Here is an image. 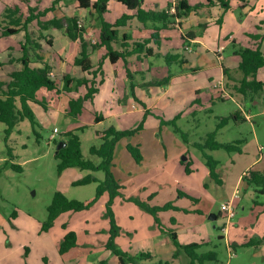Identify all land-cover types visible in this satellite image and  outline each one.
<instances>
[{
    "label": "rangeland",
    "instance_id": "374dc122",
    "mask_svg": "<svg viewBox=\"0 0 264 264\" xmlns=\"http://www.w3.org/2000/svg\"><path fill=\"white\" fill-rule=\"evenodd\" d=\"M5 2L8 3L7 0ZM65 3L66 10L74 11L73 1ZM76 18L83 28L85 17ZM203 32L204 29L200 31L201 34ZM201 78L205 76H192L189 83L193 87L198 86ZM154 82L156 80L148 82L147 87L156 86ZM199 89L197 102L191 107L187 104L177 107L180 112L184 111L176 121L179 131L172 125L160 127L159 121L150 116L146 118L141 132L116 145L111 172L122 187V196L112 206L121 228L115 243L144 241L153 232H159L153 217L129 199L144 201L150 206L172 203L175 209L158 215L161 227L178 233L180 243L193 239L196 243L204 241L200 252H215L217 257L215 262L205 264H264L263 256L254 254L263 252L264 247L255 251L246 245L252 238L264 236V194L257 192L258 187L249 185L246 180L239 184L250 170L249 165L254 171L264 172V92L252 96V101L246 99L240 104L251 120L238 123L231 120L217 132L216 141L220 143L243 141L240 153L223 150L208 152L218 162L217 174L222 183L217 184L208 175L206 161L194 144L202 143L216 129L218 118L237 110L238 103L231 98L216 99L220 94L213 89ZM40 92L48 94L46 90ZM96 109V106L94 110L84 109L81 116L74 119L63 112L58 115L44 114L41 107H36L38 126L31 125L28 120L19 122L7 142L13 158L11 164L21 167L20 172L6 163L9 160L3 141L6 126L0 122V264H64L67 254L71 256L69 252H84L99 259L106 250L109 228L105 211L106 195L88 210L65 212L58 216L48 231L41 230L47 218V207L56 191H61L68 199L85 202L94 197L97 184L73 186L72 182L89 174L99 180L104 179L101 171L78 168H68L59 175L56 170L58 161L54 157L56 143L64 140L65 132L73 130L80 139L83 158L94 164L100 162L97 156L89 152L92 146L101 144L96 129L106 127L93 125ZM153 112L156 113V110ZM173 117V114L165 113L163 120ZM131 118L126 121L128 124L119 123V129L135 128L142 115L135 114ZM54 129L58 132L53 135ZM52 135L54 140H50ZM128 144L139 146L142 155L140 163H136L128 153ZM260 146L261 151L258 150ZM259 155L260 158L257 157ZM186 161L193 170L191 174L185 172ZM245 178L249 179L250 176ZM235 191L239 196L234 204L235 215L227 222L221 206L229 201ZM212 215L217 218L211 219ZM206 225L212 235H208ZM193 226L202 227L200 235L192 236L184 229L190 231ZM223 227H227L226 232L221 231ZM182 229L184 231H180ZM68 232L76 234L77 247L66 255H59L58 247ZM220 234L227 241L220 240L217 237ZM157 236L166 242L171 240L165 233H158ZM174 252V259L169 261L189 264L183 250L176 249ZM230 253L233 254L230 256Z\"/></svg>",
    "mask_w": 264,
    "mask_h": 264
},
{
    "label": "crops",
    "instance_id": "0c3cea01",
    "mask_svg": "<svg viewBox=\"0 0 264 264\" xmlns=\"http://www.w3.org/2000/svg\"><path fill=\"white\" fill-rule=\"evenodd\" d=\"M7 1L8 3L5 0H0V21L7 6H19L24 16H26L28 14V7L43 10L51 6L53 2V0ZM179 1L177 0V4ZM184 1L187 5L196 7L186 17L178 20L173 19L167 24L158 22L143 24L136 18L134 10H129L117 1L108 0L107 12L103 15L105 21L113 23L124 16L128 17L122 25L115 28L117 30V39L112 43V48L118 52L131 51L135 44H144L147 41L145 43V50L149 49L151 51V55L149 56L145 52L130 53L124 60L119 59L115 63L109 61L104 47L91 48V46L99 43V20L97 16H93L88 10L78 8L74 1L72 3L74 11L66 10V3L60 2L54 12H49L46 16L42 17V21L50 20L55 16L60 18L65 14L67 17H85L82 36L86 44L89 45V59L92 64L91 71L95 75L92 72L89 74L83 73L79 67L74 65V59L78 56L81 49L80 42L78 40H70L63 28L40 30L35 22L28 26V31L32 34L33 39H37L41 46L40 56L51 67L52 78L58 84L59 89L62 88V77L64 75H68L74 80L84 78L88 81V86L91 85V81L95 82L94 87L97 89V93L93 96L92 100H86L83 103L81 113L74 117V119L81 116L84 109L90 108L94 110V106H96L97 111L93 116V125L97 128L99 126H106L102 129H96V132L99 133L110 126L120 130L119 123L128 124L126 121L132 119L131 117L135 114H141L143 119L146 110L150 113L146 118L151 116L160 121V119L163 120L165 113L173 114L174 117L177 114L182 115L184 111L180 112L177 107L181 104H187L188 107H191L197 102L196 94L200 91L199 87L206 88V91L209 89L218 91L213 85L215 82L222 80L227 89L228 98L233 99L236 104L238 103L237 110L232 111L229 115L236 114L238 118L247 121L242 115L241 102L246 99L252 101V96H258L264 91L242 97L233 90V87L241 78V73L237 69L240 58L235 54V50L238 46L254 48L257 41L250 38V35L264 36L262 25L264 22V0H245L243 7H239V0H231L229 9L227 10L218 6L214 0L210 2L207 0ZM172 2L173 0H142L141 8L156 13L165 12L168 15H172L170 13ZM70 7L68 6V8ZM202 29H204L203 34L200 33ZM152 34L157 35L156 41L152 39ZM187 34L189 40L185 41L184 38ZM24 35L25 33L20 31L16 34L0 38V82H8L9 74L21 69L18 59L22 56L21 45L24 43ZM46 40H49L51 45ZM185 48H189V50ZM260 50L264 53V37L260 41ZM169 55L177 56L178 60L167 64L165 57ZM180 60L182 63L179 62ZM100 63L101 68H99ZM31 65L34 67L42 66L39 62L31 63ZM126 69L129 70V77L126 75ZM224 69L228 71V78L224 74ZM263 71L264 66L256 73V79L264 83ZM168 75L171 77L166 85L147 87L148 82L154 80L160 81ZM197 75H204L205 78L199 79V87H193L192 83H189L190 77ZM40 91L38 92V98H44L46 101L49 98L50 101H47L46 110L38 104L29 103L35 116L36 107H41L44 114L58 115L63 112L66 115L69 99L84 96L87 93V87L83 84L77 89L73 88L70 92H62L60 94L48 91L47 96ZM249 96L250 98H248ZM216 99L222 100L219 95L216 96ZM140 102L144 104V107L141 106ZM54 103L57 106L53 107ZM153 110H156V113ZM97 116H102V120L96 123L95 118ZM169 120L166 119L164 121ZM96 136L100 139L98 135ZM261 148L260 146L258 150L261 151ZM257 157L260 158L261 156ZM187 163L190 165L189 161H186ZM249 167V172L251 170L254 171L251 165ZM189 168L191 170L189 174H191L193 172L191 165ZM244 178L239 181L240 185L243 183ZM259 189L258 187L257 192ZM262 206L264 209V203ZM158 228L159 232H156V234L153 232V235L144 241L130 242L128 244L118 243L117 245L120 244L119 248L130 255L147 253L152 258L151 260H146L147 262L144 260L138 261L136 264H174L172 261H169L171 258L174 259V250H176L174 244L171 240L166 242L162 237L158 238L157 236L158 233L168 234L169 231H174L164 230L161 225ZM184 229L190 235L197 236L200 235L202 227L193 226L190 231L187 228ZM184 229L180 231H184ZM205 229L208 235H212V231L208 225H206ZM221 231L226 232L227 227L221 228ZM175 234L180 245L198 244L200 247L196 251L197 254L211 252H200L204 241L196 243L193 239V241L180 243L179 234L176 232ZM217 237L222 241H227L221 234L217 235ZM257 239V237H254L251 241ZM251 247L256 251L258 250L257 248L264 247V244ZM69 253H71V256L67 254V260L64 264H119L118 258L108 250H104L99 259L84 252ZM212 253L215 254V252ZM233 253H230V256ZM254 254L263 256L264 260V250L263 252H254ZM184 255L186 254L184 253ZM216 258L215 254L213 260L204 261L202 264L215 262ZM187 261L190 264L188 257ZM195 264H198V262Z\"/></svg>",
    "mask_w": 264,
    "mask_h": 264
},
{
    "label": "trees",
    "instance_id": "16d2710c",
    "mask_svg": "<svg viewBox=\"0 0 264 264\" xmlns=\"http://www.w3.org/2000/svg\"><path fill=\"white\" fill-rule=\"evenodd\" d=\"M74 1L78 8L88 10L92 15L97 16L100 24V35L99 43L91 46L92 49L97 47H104L106 49V56L111 63H115L117 60H124L130 53H141L145 52L146 55H151L149 49L145 50L144 44H135L131 51L118 52L112 48V43L117 39L116 27L122 25L124 21L127 20V16L121 19L109 23L104 20L103 15L107 12V2L108 0H53L51 6L44 8L43 10H38L37 8L28 7V14L24 16L19 6H7L1 16L0 21V38L7 37L16 34L20 31L25 33L24 43L21 45L22 56L18 59L21 64V69L13 71L9 74L8 82H0V122L5 124L6 129L4 130L3 141L7 149L8 159L6 163L11 169L16 171H21V167L11 164L12 155L11 148L8 147L7 142L10 134L15 130L19 122L23 120H28L31 125L38 126L35 120V114L30 107L29 103L38 104L44 110L47 109V101L43 98H38V92L40 90L53 91L56 94L62 92H70L73 88L77 89L83 84L87 87V93L84 96H79L75 99L70 98L68 101V110L66 115L68 117L74 118L78 116L83 108V103L86 100H92L93 96L97 93V89L94 87L95 82L91 81V85L88 86V81L86 79H72L68 75L62 77V88H58V84L52 78L51 67L43 61L40 56L41 46L37 39H33L32 34L28 31V26L35 22L40 30H47L49 28L64 29L65 34L72 41L78 40L80 42V52L78 56L74 59V65L79 67L83 73H91L92 64L89 59V45L86 44L82 36V28L78 27V20L76 17L61 16L57 18L56 16L50 20L42 21V17L46 16L49 12H54L56 6L60 2ZM122 5L126 6L129 10L135 11V16L143 24L147 22L151 23H170L171 20L182 19L186 17L192 10L196 7H191L187 5L184 0H180L175 8V13L168 15L165 12L156 13L154 11L144 10L141 8L142 0H114ZM211 1V0H207ZM218 6L224 10L229 9V4L231 0H214ZM239 7L245 5V0H239ZM264 29V22L262 23ZM257 41L254 48H245L238 46L235 50V54L239 56L240 62L238 65V71L241 73V78L237 81L233 90L240 96L245 97L248 94H258L264 90V83L256 79V73L259 69L264 66V53L260 50V41L263 39V35H250ZM157 35L152 34V39L156 41ZM39 39V38H38ZM185 41L189 40L188 34L184 38ZM49 45L51 42L46 40ZM125 47V45H124ZM178 60L177 56H166L165 61L167 64ZM39 62L42 64L41 67H34L31 63ZM182 63V61H179ZM101 68V63L99 64ZM226 78H228V71L223 70ZM95 75L94 72H92ZM126 75L129 77V70L126 69ZM170 75L163 78L160 81L154 82L156 85H166L170 81ZM72 85V87H71ZM133 95V94H132ZM221 99V98H220ZM223 100V99H222ZM144 107V104L141 103ZM147 115H150L149 111L146 110L143 119L138 123L135 128L118 130L113 126L108 127L103 132H96V135L100 137V146H92L89 150L91 155L97 156L100 159L98 164H94L90 160H85L81 151V143L78 135L75 131L70 130L63 134L65 146L61 147L60 150L54 154L55 159L58 161L56 170L60 175L64 170L68 168H78L80 170L89 171H101L104 173V179L99 180L92 174H89L79 180L73 181V186L87 185L90 183H96L95 195L89 201H78L75 199H68L61 191H56L52 197L51 203L47 207V218L41 225L42 231H48L54 221L65 212H81L91 208L103 195H107L108 199L105 203V211L108 217V239L105 244V249L110 251L113 255L118 258L119 264H136L138 261L151 260V256L147 253H140L136 255H130L123 252L116 245V239L120 236L121 228L118 226L115 216L112 211V206L114 200L122 196V187L119 185L117 180L114 178L111 167L113 158L115 155L116 145L123 139L134 136L135 134L143 130L144 121ZM181 114H177L173 119L169 121H164L160 119V127L162 126H174L176 131H179L176 127V121L180 118ZM102 120V116H97L95 122ZM234 122L242 121L238 118L236 114L229 115L227 117L218 118V123L216 129L209 133L202 143H195L194 146L197 148L204 157L206 161V166L209 171V176L217 184H221V180L216 172L218 162L215 161L208 152L215 150H223L227 153L241 152L240 145L242 140H237L232 143H220L216 141V135L218 130L223 128L228 124L229 121ZM244 121V120H243ZM82 129V128H81ZM185 137V134L183 135ZM59 143V142H58ZM56 143V146L57 144ZM128 153L131 155L136 163L142 161V155L138 145L126 146ZM189 164L185 166V172L190 173ZM250 178L245 179L249 184H254L260 187L259 193L264 194V172H249ZM133 201L139 208L144 210L146 213L150 214L155 224L160 227V221L158 215L161 212L175 209L172 203L165 204L163 206H150L147 202L140 201L137 199H129ZM168 235L172 240L176 249H181L187 255L190 260V264H195L196 262L203 263V261L213 260L214 253L208 252L206 254H197L199 249L198 244H188L180 245L177 241L175 232L169 231ZM264 244V236L258 238L257 240L249 241L247 246H258ZM77 246V237L74 232H68L62 239L58 252L63 255L69 252L71 249ZM174 253V257H175ZM162 264V263H161Z\"/></svg>",
    "mask_w": 264,
    "mask_h": 264
},
{
    "label": "built area",
    "instance_id": "2783aa9c",
    "mask_svg": "<svg viewBox=\"0 0 264 264\" xmlns=\"http://www.w3.org/2000/svg\"><path fill=\"white\" fill-rule=\"evenodd\" d=\"M176 6H177V0H173L172 5L170 7V13H172V14L175 13ZM77 24H78L79 28L82 27L81 22L78 21ZM185 49L189 50V48H185ZM213 87L218 90V92L220 94L219 95L220 98H222V99L228 98L229 95H228L227 91L225 90V85H224V82L222 80H219V81L215 82ZM242 115H243L245 120H251V117L248 114L244 113V111H242ZM57 132L58 131L56 129H54L53 135L55 133H57ZM53 135L50 137V140H54V136ZM249 176L250 175H249V171H248V172H246L244 174L243 177H249ZM238 198H239L238 192L235 191L232 194V196L230 197L229 201L226 204H223L221 206V211L225 214V218H226L227 221L231 220L234 217V215H235V213H234V204L236 203V200H238Z\"/></svg>",
    "mask_w": 264,
    "mask_h": 264
},
{
    "label": "water",
    "instance_id": "95a60500",
    "mask_svg": "<svg viewBox=\"0 0 264 264\" xmlns=\"http://www.w3.org/2000/svg\"><path fill=\"white\" fill-rule=\"evenodd\" d=\"M65 146V143L60 141L57 146H56V150H55V154L60 150L61 147ZM211 219H215V216H211Z\"/></svg>",
    "mask_w": 264,
    "mask_h": 264
}]
</instances>
